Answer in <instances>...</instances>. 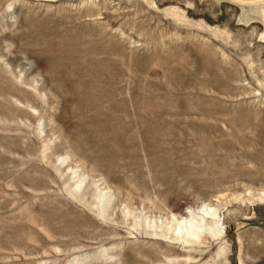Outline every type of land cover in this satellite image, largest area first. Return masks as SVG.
Returning a JSON list of instances; mask_svg holds the SVG:
<instances>
[{
  "label": "rangeland",
  "instance_id": "obj_1",
  "mask_svg": "<svg viewBox=\"0 0 264 264\" xmlns=\"http://www.w3.org/2000/svg\"><path fill=\"white\" fill-rule=\"evenodd\" d=\"M0 264H264V0H0Z\"/></svg>",
  "mask_w": 264,
  "mask_h": 264
},
{
  "label": "bare ground",
  "instance_id": "obj_2",
  "mask_svg": "<svg viewBox=\"0 0 264 264\" xmlns=\"http://www.w3.org/2000/svg\"><path fill=\"white\" fill-rule=\"evenodd\" d=\"M193 235V234H192Z\"/></svg>",
  "mask_w": 264,
  "mask_h": 264
}]
</instances>
